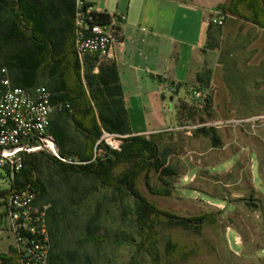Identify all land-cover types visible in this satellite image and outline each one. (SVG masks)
I'll return each instance as SVG.
<instances>
[{
    "label": "rangeland",
    "instance_id": "obj_1",
    "mask_svg": "<svg viewBox=\"0 0 264 264\" xmlns=\"http://www.w3.org/2000/svg\"><path fill=\"white\" fill-rule=\"evenodd\" d=\"M240 10L252 17L242 6ZM62 18L52 20L51 27H65L63 34L58 30L55 34L65 43L66 60L59 75L67 83L72 111L55 114L53 123L62 127L67 138L66 149L59 146L63 155L92 161L97 141L80 131L72 117L78 115L85 127L93 126L94 119L84 112L80 97L89 94L87 76L98 70L89 61L78 74L67 27L72 19ZM240 20L247 29L253 24ZM18 27L28 32L17 0L0 1V82L9 77L13 85L18 72L7 63L13 55L32 48L26 37L18 36ZM222 28L214 26L207 48L215 51L223 65L234 115L230 118L264 116V64L259 68L250 65L249 45L257 30L225 37ZM53 70L52 63L42 68L35 87L53 88L60 77L53 76ZM204 95H213V90ZM188 99L177 104L176 124L170 129L223 120L214 106L204 109L205 98L198 100L190 94ZM92 108L99 123V108L95 103ZM139 137L157 145L162 168L156 169L153 160L146 161L144 171L129 187L109 178L65 171L46 153L33 155L32 179L44 192L36 193L33 207L41 219L30 224L45 229L44 264H50L53 256L62 264H264V123L255 132L249 127H204L191 135L167 130ZM114 159L107 155L103 162ZM128 168L129 164L118 165L114 176L121 177ZM11 189L20 187L0 170V192L10 194ZM9 194L0 199V255L6 264H22L23 247L10 219ZM141 198L157 211L149 230L141 229L138 220ZM28 256L31 263L45 259L40 254Z\"/></svg>",
    "mask_w": 264,
    "mask_h": 264
},
{
    "label": "crops",
    "instance_id": "obj_2",
    "mask_svg": "<svg viewBox=\"0 0 264 264\" xmlns=\"http://www.w3.org/2000/svg\"><path fill=\"white\" fill-rule=\"evenodd\" d=\"M38 1L51 12L53 21L66 16L65 0ZM88 1L99 14L125 17L123 40L111 61L118 71L133 136L169 130L176 124L177 104L188 101L196 90H213V106L221 119L234 116L223 65L215 51L207 48L211 41L210 18L226 16L222 28L225 37L256 29L249 45L250 65L259 68L264 64V29L254 24L247 29L239 18L224 10L230 0ZM57 30L63 34L65 27L60 24L53 33ZM208 71L206 88L198 78Z\"/></svg>",
    "mask_w": 264,
    "mask_h": 264
},
{
    "label": "built area",
    "instance_id": "obj_3",
    "mask_svg": "<svg viewBox=\"0 0 264 264\" xmlns=\"http://www.w3.org/2000/svg\"><path fill=\"white\" fill-rule=\"evenodd\" d=\"M72 21L74 34V49L81 67H84L87 58L97 60V63L111 61L114 58L116 46L122 43L124 16H109L102 22L93 5L88 0H72ZM226 16L210 18L209 25L223 27ZM6 73V70H3ZM198 100L205 97L204 91H194ZM72 106L68 101L53 95L46 86L39 85L33 88L14 86L9 77H4L0 82V170L6 171L11 183L23 169L26 159L36 153H46L59 164L67 166H82L92 162H103L107 155L121 153L125 140L129 136L109 132L101 128L100 138L97 140L92 161H81L75 157L63 155L59 145L50 132L52 118L55 114L71 111ZM264 116L248 119L229 118L212 123L186 124L176 126L168 131H184L191 135L204 127L237 128L247 127L255 132ZM133 136V135H130ZM36 192L32 183H27L19 189H11L8 197V211L15 227L16 237L22 245V264L31 263L27 255H44L46 263L48 238L45 229L39 230L36 225H31L33 220H40L41 216L34 209ZM43 219V218H42ZM5 260L0 255V264Z\"/></svg>",
    "mask_w": 264,
    "mask_h": 264
},
{
    "label": "trees",
    "instance_id": "obj_4",
    "mask_svg": "<svg viewBox=\"0 0 264 264\" xmlns=\"http://www.w3.org/2000/svg\"><path fill=\"white\" fill-rule=\"evenodd\" d=\"M0 1L7 2V0ZM65 1L68 4L66 16L71 17L72 19V0ZM17 5L20 16L23 17L29 27L27 33H23L18 27V36L26 37L32 43V48L22 54L13 55L7 65L10 69H15L18 72L17 77L14 79V86L33 88L35 87L41 69L48 64H53L54 70L52 75H59L62 65L66 60L64 52L65 43L63 40L58 41L56 34L53 33L54 29L51 27V21L53 18L52 14L50 11L43 8L42 3L36 0H17ZM241 6L245 8L247 12L251 13L252 17L244 15L240 10ZM263 6L264 0H230L229 4L224 6L223 9L232 16L251 21L254 25L264 29V21L262 20L264 18ZM108 17L109 15L106 14H98V18L102 22L107 21ZM213 26L214 25H210L209 27V35ZM67 27L69 28L68 36L72 35L75 68L79 74L81 66L74 49L72 20L68 23ZM89 61L94 63L98 73L93 76H87V86L90 91L89 94L84 93L80 97V100L84 112L87 113V116L93 117L94 123L91 127H85L78 121V115H74L72 121L80 131L93 138L94 142L100 138L101 128H104L109 132L129 137L125 140L122 152L116 153L114 155L115 159L109 163H89L82 166L60 165L63 170L68 172L85 175L93 174L99 177L112 179L113 181H117L126 187H129L134 179L144 171L143 166L146 161L153 160V166L156 169L160 170L162 168L158 160V148L153 141L139 136H130L131 130L128 115L122 98L123 93L119 85V76L115 63L107 60L98 64L96 59L89 57L86 59L85 65H87ZM59 76L58 83H55L53 88H48L55 98L59 97L68 102L72 101V97L68 94L67 83L64 81V75L61 74ZM198 79L201 83H205V87L208 88L210 71L203 76H199ZM92 103H95L99 108V123L97 121L96 113L92 108ZM213 103V95L206 96L204 99V109L209 111L212 109ZM85 107H87V110ZM71 111H65L63 113ZM63 113H61V116ZM53 118L50 132L55 137L61 149L64 150L68 145L65 132L62 127L53 123ZM56 122L59 124L61 120L59 119V121ZM203 132L206 133L207 131L204 130ZM53 160L57 162L55 159ZM121 164H129V168L121 177H115L114 168ZM34 167L33 156H29L25 161L23 169L16 175L15 184L19 187H24V185L21 184V181H25L26 184L32 183L33 189L36 193H43V186L38 181H33L32 179ZM8 194L9 191L0 192V199L6 198ZM139 200L138 220L141 229L149 230L152 228V220L157 211L155 207L145 199L141 198ZM183 221L187 223L195 222L186 219ZM3 264H6V262ZM50 264H62V260L53 256L51 257Z\"/></svg>",
    "mask_w": 264,
    "mask_h": 264
}]
</instances>
